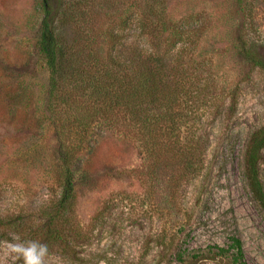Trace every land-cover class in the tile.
Returning a JSON list of instances; mask_svg holds the SVG:
<instances>
[{"label":"rangeland","instance_id":"1","mask_svg":"<svg viewBox=\"0 0 264 264\" xmlns=\"http://www.w3.org/2000/svg\"><path fill=\"white\" fill-rule=\"evenodd\" d=\"M99 1L110 7L103 8ZM99 1L95 24L104 28L139 11L145 0ZM243 1L250 2L251 14L243 13L238 0H163L170 22L194 16L193 27L207 25L194 56L210 61L216 91L204 102L190 99V107L200 106L199 120L184 125L178 137L181 145L191 132L196 131L195 139L202 138V171L174 189L168 168L148 174V161L136 142L104 126L94 130L90 139L95 150L84 155L83 168L74 174L71 226L81 234L75 243L78 253L50 254L46 264H231L208 252L209 247L226 248L231 236L242 241L246 264H264V212L243 178L244 145L264 126V69L250 67L237 55L244 41L264 63V0ZM42 17L41 0H0V215L4 216H34L46 199L59 193L57 120L45 112L48 73L38 49ZM260 168L264 181V152ZM9 243L21 242L14 236L0 237V264H23L21 257L6 254ZM192 251L201 257L175 258L176 252Z\"/></svg>","mask_w":264,"mask_h":264},{"label":"trees","instance_id":"2","mask_svg":"<svg viewBox=\"0 0 264 264\" xmlns=\"http://www.w3.org/2000/svg\"><path fill=\"white\" fill-rule=\"evenodd\" d=\"M51 1L41 0L38 49L48 73L45 112L57 120L59 193L46 199L34 216L0 215V237L46 244L49 255L76 256L75 243L82 238L71 226L74 174L83 168L84 155L89 157L95 150L90 139L93 131L104 126L126 135L148 161V174L168 168L173 188L178 189L184 178H195L203 166L202 138L195 139L196 131L190 133L186 144L178 142L184 125L199 120L200 106L188 104L195 97L208 100L206 96L215 94L216 89L210 61L194 56L207 27L203 22L193 27L194 16L172 23L163 0H145L139 11L103 28L95 24L100 13L94 7L99 0H54L53 7ZM100 3L103 8L110 7L109 2ZM238 5L245 15L251 14L250 2L238 0ZM237 55L250 67L264 69V63L251 54L244 41ZM263 152L264 126L250 134L243 151L244 181L264 212ZM82 175L86 178L87 172L83 170ZM208 252L229 259L231 264H246L237 236L230 237L226 248L209 247ZM186 254L176 252L175 258L201 257L199 251Z\"/></svg>","mask_w":264,"mask_h":264},{"label":"clouds","instance_id":"3","mask_svg":"<svg viewBox=\"0 0 264 264\" xmlns=\"http://www.w3.org/2000/svg\"><path fill=\"white\" fill-rule=\"evenodd\" d=\"M6 254H15L23 259V264H46L48 246L37 241L9 243Z\"/></svg>","mask_w":264,"mask_h":264}]
</instances>
